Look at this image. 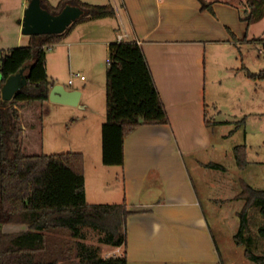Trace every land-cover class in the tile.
<instances>
[{"label": "crops", "instance_id": "obj_1", "mask_svg": "<svg viewBox=\"0 0 264 264\" xmlns=\"http://www.w3.org/2000/svg\"><path fill=\"white\" fill-rule=\"evenodd\" d=\"M48 1L55 4L58 0ZM82 1L112 3L116 11L115 23L108 20L109 17L79 23L54 44L51 54L54 58L64 49L69 54L72 49L76 57L80 51L86 53L88 59L82 66L88 70L91 80L83 85L78 82L70 88L62 84L68 90L80 91L77 105L57 103L49 98L44 101L43 152L46 153L44 120L50 114V105L77 108L76 113L66 112L57 121L60 126L68 116L75 118L71 119L73 125L70 126L73 136L70 144L75 147L70 150L84 156L86 201H124L129 210L125 245L114 248L113 254L124 251L127 264H220L219 250L186 157L197 155L210 144L205 123V104L208 107L206 50L228 40L229 31L234 30L231 26L234 7L227 5L226 0H202L211 4V14L209 8L202 7L200 0ZM28 2L20 0L16 8L12 20L17 24L15 35L0 24L1 43L12 37L15 46L23 39L29 40V35L26 38L20 30ZM122 31L126 33L123 41L134 40L141 45L169 121L167 124H141L133 129L124 139L123 165L107 166L101 160L105 74L100 90V75L105 73L106 67L101 68L100 63L96 65L91 58H107L109 43L116 41L117 34ZM1 43L0 50L9 48ZM48 62L47 59V75L54 84H61L57 79L62 76L60 73H48ZM95 78L98 86L93 87ZM96 123L98 129L93 128L92 132L91 127ZM195 163V166L203 165L197 159Z\"/></svg>", "mask_w": 264, "mask_h": 264}, {"label": "trees", "instance_id": "obj_2", "mask_svg": "<svg viewBox=\"0 0 264 264\" xmlns=\"http://www.w3.org/2000/svg\"><path fill=\"white\" fill-rule=\"evenodd\" d=\"M202 3L210 8V3ZM261 7L260 0H245ZM42 8L58 14L65 6L81 14L63 32L31 34L26 45L0 50V264H127L126 253L104 257L100 247L85 243L84 227L102 236L99 242L113 248L124 246L129 210L121 203H88L85 199L84 156L81 152H43V103L55 83L46 73V51L79 23L116 17L112 3L92 4L82 0H40ZM252 17H248L251 21ZM21 68L27 83L11 99L1 98L5 80ZM252 77L264 80V68ZM168 116L155 86L143 49L136 41H114L108 45L105 69V120L101 125V160L104 165H123L124 139L141 124H167ZM205 123L206 119L205 104ZM238 168L246 165L244 145L234 147ZM208 167L224 169L221 164ZM236 197L244 199L237 212L235 242L248 232V212L257 206L264 216V189L242 182ZM3 224L20 225L14 232ZM264 235V226L259 228ZM250 240H253L249 236ZM254 245L244 255L264 264V254Z\"/></svg>", "mask_w": 264, "mask_h": 264}, {"label": "rangeland", "instance_id": "obj_3", "mask_svg": "<svg viewBox=\"0 0 264 264\" xmlns=\"http://www.w3.org/2000/svg\"><path fill=\"white\" fill-rule=\"evenodd\" d=\"M19 1L0 0V24L13 35L17 24L12 20ZM226 1L227 5L234 7L235 18L231 19L234 30L229 31L227 41L206 50L205 98L208 105L206 116L210 121V144L197 155L187 156L186 162L219 250L220 264H255L245 257L244 250L246 246L254 245V253L264 254V235L259 232V228L264 226V216L259 207L252 206L248 212V232L241 244L235 242L234 235L239 226L237 212L244 204V199L236 197L242 190V182L255 189H264V80L251 76L264 68V0H260V8L250 7L245 0ZM209 11L212 14L211 8ZM249 16L252 17L251 21H248ZM108 20L115 23L113 18ZM24 36L28 38V35ZM12 39L0 43L8 45L9 48L14 47L15 39ZM27 43L23 39L17 46ZM55 45L46 51V60H49L48 73H60L62 76L57 78L58 82L66 88L78 85V82L82 85L88 83L91 80L88 70L82 66L88 55L80 51L76 57L72 49L70 54L64 49L60 56L54 58L51 54ZM103 57L92 56L91 61L95 59L96 65L100 63V67L105 69L108 52L107 58ZM92 70L93 67L89 72L92 73ZM74 74H84L86 79L80 80ZM104 74L101 72L100 75V90ZM69 79L74 82L68 83ZM93 80V87L98 86L97 79ZM49 110L50 114L44 120L46 154L71 151L75 146L70 144L73 139L70 126L73 125L71 119L75 118L70 119L68 116L62 120L60 126L57 119L66 112L76 113L77 108L52 103ZM98 126L96 123L91 131L93 132V128L97 130ZM237 145H244L246 148V165L243 169L238 168L235 161L234 147ZM195 159L203 162V165L195 166ZM212 162L221 164L224 169L208 167ZM2 228L4 231L14 232L21 227L16 224H3ZM83 232L87 245H98L100 254L104 257L113 254V247L99 242L102 236L99 231L84 227ZM248 235L253 238L250 240L251 244Z\"/></svg>", "mask_w": 264, "mask_h": 264}, {"label": "water", "instance_id": "obj_4", "mask_svg": "<svg viewBox=\"0 0 264 264\" xmlns=\"http://www.w3.org/2000/svg\"><path fill=\"white\" fill-rule=\"evenodd\" d=\"M81 9L67 5L58 14H51L41 7L40 0H29L21 23L23 34H54L63 32L81 14ZM27 83L24 68L10 75L1 88V98L9 100L13 94ZM80 91L68 90L62 84H53L49 90V100L62 104L77 105Z\"/></svg>", "mask_w": 264, "mask_h": 264}, {"label": "built area", "instance_id": "obj_5", "mask_svg": "<svg viewBox=\"0 0 264 264\" xmlns=\"http://www.w3.org/2000/svg\"><path fill=\"white\" fill-rule=\"evenodd\" d=\"M126 36V33L124 31L120 32L117 34V40L118 41H123V39L125 38ZM75 76H78L80 79H83L84 77L82 75H79V74H75ZM72 80H68V83H71Z\"/></svg>", "mask_w": 264, "mask_h": 264}]
</instances>
